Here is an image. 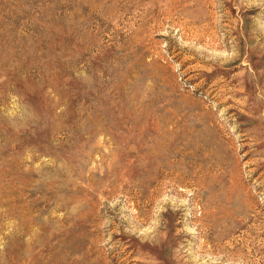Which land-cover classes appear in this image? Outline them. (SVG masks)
I'll return each instance as SVG.
<instances>
[{"label": "rangeland", "instance_id": "374dc122", "mask_svg": "<svg viewBox=\"0 0 264 264\" xmlns=\"http://www.w3.org/2000/svg\"><path fill=\"white\" fill-rule=\"evenodd\" d=\"M0 264H264V0H0Z\"/></svg>", "mask_w": 264, "mask_h": 264}]
</instances>
